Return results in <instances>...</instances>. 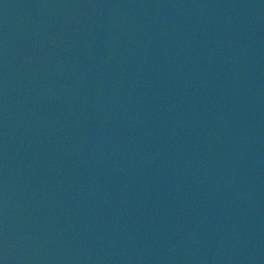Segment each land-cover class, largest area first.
Masks as SVG:
<instances>
[{"label": "water", "instance_id": "95a60500", "mask_svg": "<svg viewBox=\"0 0 264 264\" xmlns=\"http://www.w3.org/2000/svg\"><path fill=\"white\" fill-rule=\"evenodd\" d=\"M0 264H264V0H0Z\"/></svg>", "mask_w": 264, "mask_h": 264}]
</instances>
